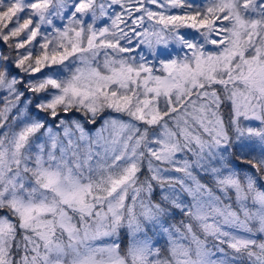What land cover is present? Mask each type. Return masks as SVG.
<instances>
[{
	"label": "snow or ice",
	"instance_id": "6c2138e0",
	"mask_svg": "<svg viewBox=\"0 0 264 264\" xmlns=\"http://www.w3.org/2000/svg\"><path fill=\"white\" fill-rule=\"evenodd\" d=\"M0 264H264V0H0Z\"/></svg>",
	"mask_w": 264,
	"mask_h": 264
}]
</instances>
